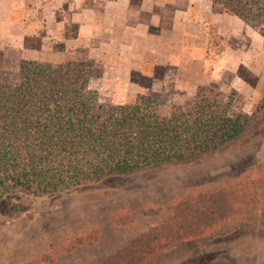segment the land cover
<instances>
[{"label": "rangeland", "instance_id": "rangeland-1", "mask_svg": "<svg viewBox=\"0 0 264 264\" xmlns=\"http://www.w3.org/2000/svg\"><path fill=\"white\" fill-rule=\"evenodd\" d=\"M236 24L234 31L239 30ZM210 30V59L227 44L233 74L223 72L209 82L200 80L192 96L186 95L187 90L185 96L181 91L172 96L146 88H141L145 95L140 90L131 93L130 88H138L122 79L120 70L113 69L107 76L104 66L69 58L71 53H63L61 41L59 59L45 50L47 59L41 64L46 74L90 71L88 119L95 110L102 116L98 121L102 126H117L116 120L108 119L110 111L125 103L135 104L148 116H170L189 113L203 101L215 102L231 116L255 122L247 139L197 163L111 177L41 198L5 197L0 201V264H264V205L251 206L247 214L200 235L163 241L149 236L185 197L264 175V30L247 25L243 37L232 36L229 42L213 25ZM14 67L0 59V79L17 75ZM146 82L142 87L148 86ZM89 232L96 234L93 243L68 249L73 238ZM127 247H131L128 252L106 263V258Z\"/></svg>", "mask_w": 264, "mask_h": 264}, {"label": "trees", "instance_id": "trees-1", "mask_svg": "<svg viewBox=\"0 0 264 264\" xmlns=\"http://www.w3.org/2000/svg\"><path fill=\"white\" fill-rule=\"evenodd\" d=\"M212 6L264 30V0H212ZM89 83L86 69L46 74L34 60H23L17 75L0 79V201L16 194L41 198L111 177L197 163L247 139L255 122L203 101L189 113L170 116H148L137 106L114 108L108 119L117 126H102L95 110L88 119ZM257 205H264V175L185 197L149 236L163 241L200 235ZM95 239L94 232L77 236L68 249Z\"/></svg>", "mask_w": 264, "mask_h": 264}, {"label": "crops", "instance_id": "crops-1", "mask_svg": "<svg viewBox=\"0 0 264 264\" xmlns=\"http://www.w3.org/2000/svg\"><path fill=\"white\" fill-rule=\"evenodd\" d=\"M211 25L226 42L247 27L235 14L215 11L212 0H0V59L20 72L23 60L43 63L47 49L59 59L61 41L69 58L104 66L107 76L120 70L138 88L131 93L192 96L200 80L233 74L227 44L210 59Z\"/></svg>", "mask_w": 264, "mask_h": 264}]
</instances>
